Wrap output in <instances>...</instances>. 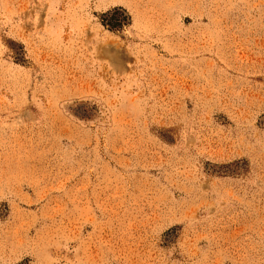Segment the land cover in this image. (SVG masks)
Returning <instances> with one entry per match:
<instances>
[{"label": "rangeland", "instance_id": "1", "mask_svg": "<svg viewBox=\"0 0 264 264\" xmlns=\"http://www.w3.org/2000/svg\"><path fill=\"white\" fill-rule=\"evenodd\" d=\"M0 264H264V0H0Z\"/></svg>", "mask_w": 264, "mask_h": 264}]
</instances>
